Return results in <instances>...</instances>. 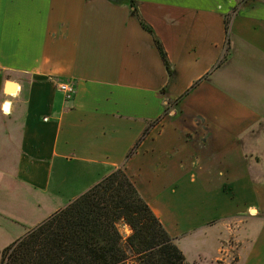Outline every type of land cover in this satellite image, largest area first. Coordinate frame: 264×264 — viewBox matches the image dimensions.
<instances>
[{"label": "crops", "instance_id": "1", "mask_svg": "<svg viewBox=\"0 0 264 264\" xmlns=\"http://www.w3.org/2000/svg\"><path fill=\"white\" fill-rule=\"evenodd\" d=\"M135 4L171 73L130 0H0V255L124 167L188 263L245 217L264 264V0Z\"/></svg>", "mask_w": 264, "mask_h": 264}, {"label": "trees", "instance_id": "2", "mask_svg": "<svg viewBox=\"0 0 264 264\" xmlns=\"http://www.w3.org/2000/svg\"><path fill=\"white\" fill-rule=\"evenodd\" d=\"M130 1L142 27L154 36L171 73L162 44L140 16L135 0ZM226 29L229 30L228 23ZM159 122L160 119L149 122L128 158ZM120 225L128 226L131 234L124 237ZM4 253H9L5 264H189L124 167L113 171Z\"/></svg>", "mask_w": 264, "mask_h": 264}, {"label": "rangeland", "instance_id": "3", "mask_svg": "<svg viewBox=\"0 0 264 264\" xmlns=\"http://www.w3.org/2000/svg\"><path fill=\"white\" fill-rule=\"evenodd\" d=\"M10 94L11 95H15V92L14 93H10ZM257 131L260 132L262 130L261 129L260 130L258 129ZM249 215H251V214L249 213ZM240 220H242L243 222H245V217H243V218L235 217L233 219V222L235 224L233 222H231V224H234V226H232V228H235V230H236V231L235 230L233 231L234 235H236L237 234L236 232H238V230L240 229V227H242V224L239 223ZM256 222L257 221L250 220L248 222L247 226L248 227H251V226L252 227H258V226H260ZM261 226H262V224H261ZM37 228H35V229L31 230L30 232H28L24 237H22V239L30 236L31 233L34 230H36ZM119 228H120L121 233L124 235V237H127V236H129L131 234V230L129 229V227L126 228V226L120 225ZM234 235L233 234H230L227 238L225 237L226 239L224 238L222 240V242L223 241L226 242L225 243L226 246L223 243H222V245H220L221 246L220 247L221 248L220 249L221 252L218 255V258H219L218 261L215 262L216 264H237L238 259H239L240 245L238 246L237 236H234ZM191 245L193 246V248L196 246L195 242L192 243ZM189 251L191 252V255H193L195 253V251L193 249H190ZM205 252H206L207 257L209 258L210 257V254L213 252V250H212L211 247H208V249ZM8 254L4 253V251L1 253V255H0V264H5L7 262V255Z\"/></svg>", "mask_w": 264, "mask_h": 264}, {"label": "built area", "instance_id": "4", "mask_svg": "<svg viewBox=\"0 0 264 264\" xmlns=\"http://www.w3.org/2000/svg\"><path fill=\"white\" fill-rule=\"evenodd\" d=\"M58 89L60 92L65 94L67 100H72L76 94L75 86L68 83H62L58 85Z\"/></svg>", "mask_w": 264, "mask_h": 264}, {"label": "bare ground", "instance_id": "5", "mask_svg": "<svg viewBox=\"0 0 264 264\" xmlns=\"http://www.w3.org/2000/svg\"><path fill=\"white\" fill-rule=\"evenodd\" d=\"M17 89H18V86L17 85H15V88H14V92L16 93L17 92ZM12 90V89H11ZM3 108H4V110L6 111V112H9L10 111V104L9 103H4L3 104ZM253 214H255L256 213V211L253 209L252 211H251Z\"/></svg>", "mask_w": 264, "mask_h": 264}, {"label": "water", "instance_id": "6", "mask_svg": "<svg viewBox=\"0 0 264 264\" xmlns=\"http://www.w3.org/2000/svg\"><path fill=\"white\" fill-rule=\"evenodd\" d=\"M8 92H9V93H14V90H13V89H12V90L9 89Z\"/></svg>", "mask_w": 264, "mask_h": 264}]
</instances>
